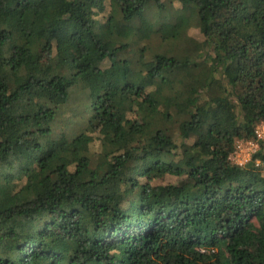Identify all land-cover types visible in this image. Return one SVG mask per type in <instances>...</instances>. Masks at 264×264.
I'll return each mask as SVG.
<instances>
[{"label": "trees", "instance_id": "1", "mask_svg": "<svg viewBox=\"0 0 264 264\" xmlns=\"http://www.w3.org/2000/svg\"><path fill=\"white\" fill-rule=\"evenodd\" d=\"M262 121L264 0H0V264H264Z\"/></svg>", "mask_w": 264, "mask_h": 264}, {"label": "built area", "instance_id": "2", "mask_svg": "<svg viewBox=\"0 0 264 264\" xmlns=\"http://www.w3.org/2000/svg\"><path fill=\"white\" fill-rule=\"evenodd\" d=\"M262 140H264V121L257 124L254 138L247 140L242 139L236 142V147L230 156L231 160L236 164L245 165L253 158ZM256 164L264 167V160L258 159Z\"/></svg>", "mask_w": 264, "mask_h": 264}, {"label": "rangeland", "instance_id": "3", "mask_svg": "<svg viewBox=\"0 0 264 264\" xmlns=\"http://www.w3.org/2000/svg\"><path fill=\"white\" fill-rule=\"evenodd\" d=\"M191 33L197 35V37H199L200 39H203V36H202V34L200 33V30H199L198 28H196V29L193 28V29L191 30ZM110 63H111V62H109L108 65H109Z\"/></svg>", "mask_w": 264, "mask_h": 264}]
</instances>
